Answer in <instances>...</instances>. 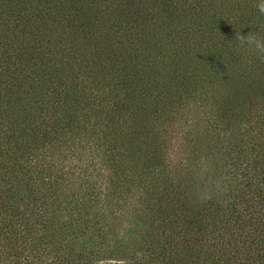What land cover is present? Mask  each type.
Here are the masks:
<instances>
[{
    "label": "trees",
    "instance_id": "1",
    "mask_svg": "<svg viewBox=\"0 0 264 264\" xmlns=\"http://www.w3.org/2000/svg\"><path fill=\"white\" fill-rule=\"evenodd\" d=\"M261 0H0V264H264Z\"/></svg>",
    "mask_w": 264,
    "mask_h": 264
},
{
    "label": "clouds",
    "instance_id": "2",
    "mask_svg": "<svg viewBox=\"0 0 264 264\" xmlns=\"http://www.w3.org/2000/svg\"><path fill=\"white\" fill-rule=\"evenodd\" d=\"M260 14L264 15V0H261L256 5ZM235 40L241 48L254 49L257 55H264V38L255 34L242 35L240 32L236 33Z\"/></svg>",
    "mask_w": 264,
    "mask_h": 264
},
{
    "label": "rangeland",
    "instance_id": "3",
    "mask_svg": "<svg viewBox=\"0 0 264 264\" xmlns=\"http://www.w3.org/2000/svg\"><path fill=\"white\" fill-rule=\"evenodd\" d=\"M122 264V263H121Z\"/></svg>",
    "mask_w": 264,
    "mask_h": 264
}]
</instances>
